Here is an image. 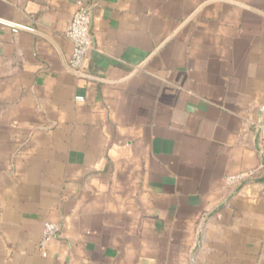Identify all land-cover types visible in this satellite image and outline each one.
I'll return each instance as SVG.
<instances>
[{
  "label": "crops",
  "instance_id": "obj_1",
  "mask_svg": "<svg viewBox=\"0 0 264 264\" xmlns=\"http://www.w3.org/2000/svg\"><path fill=\"white\" fill-rule=\"evenodd\" d=\"M262 141L264 0H0V264H264Z\"/></svg>",
  "mask_w": 264,
  "mask_h": 264
},
{
  "label": "built area",
  "instance_id": "obj_2",
  "mask_svg": "<svg viewBox=\"0 0 264 264\" xmlns=\"http://www.w3.org/2000/svg\"><path fill=\"white\" fill-rule=\"evenodd\" d=\"M5 23L11 28L12 32H17L19 29H31L30 27L22 24L12 22ZM90 24L91 14L89 10L81 3L78 4L65 32L66 38L72 43V50L68 62L69 68L77 74H85L84 68L86 66L88 52L92 44ZM76 99L83 100L80 96H77ZM260 153L261 163L259 164L258 169L264 174V141L261 143ZM243 176L244 174H236L230 176L229 179L234 181L242 178ZM59 229L60 226L58 223L49 220L44 221L39 240V249L43 255H45L47 244L55 238Z\"/></svg>",
  "mask_w": 264,
  "mask_h": 264
}]
</instances>
